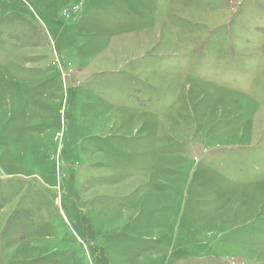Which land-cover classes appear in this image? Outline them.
I'll return each mask as SVG.
<instances>
[{
    "label": "rangeland",
    "instance_id": "374dc122",
    "mask_svg": "<svg viewBox=\"0 0 264 264\" xmlns=\"http://www.w3.org/2000/svg\"><path fill=\"white\" fill-rule=\"evenodd\" d=\"M0 264H264V0H0Z\"/></svg>",
    "mask_w": 264,
    "mask_h": 264
}]
</instances>
